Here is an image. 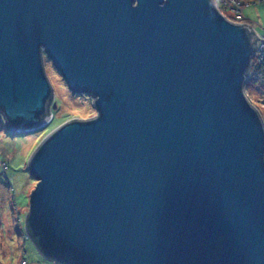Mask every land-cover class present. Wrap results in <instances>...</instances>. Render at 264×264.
Segmentation results:
<instances>
[{
    "label": "water",
    "instance_id": "95a60500",
    "mask_svg": "<svg viewBox=\"0 0 264 264\" xmlns=\"http://www.w3.org/2000/svg\"><path fill=\"white\" fill-rule=\"evenodd\" d=\"M259 38L215 0H0V117L43 130L48 58L97 115L29 159L26 229L62 264H264ZM53 103V104H52Z\"/></svg>",
    "mask_w": 264,
    "mask_h": 264
},
{
    "label": "rangeland",
    "instance_id": "374dc122",
    "mask_svg": "<svg viewBox=\"0 0 264 264\" xmlns=\"http://www.w3.org/2000/svg\"><path fill=\"white\" fill-rule=\"evenodd\" d=\"M215 1L229 16L237 17L242 8L241 15L259 38L252 61H261L264 58V0H243L242 5L239 0ZM44 58L47 78L53 87V101L57 103L51 122L43 130L16 136L0 121V264H62L46 260L31 240L24 241L23 225L30 193L37 184L29 171V159L45 135L63 122L97 115L93 98L88 94H73L52 62L45 55ZM252 71L251 68L250 74ZM258 75H249L245 94L264 120V75Z\"/></svg>",
    "mask_w": 264,
    "mask_h": 264
},
{
    "label": "trees",
    "instance_id": "16d2710c",
    "mask_svg": "<svg viewBox=\"0 0 264 264\" xmlns=\"http://www.w3.org/2000/svg\"><path fill=\"white\" fill-rule=\"evenodd\" d=\"M240 1V4L242 5V2H245V1H241V0H239ZM220 7V6H219ZM237 8H240V5L239 6H237ZM220 9H221V11H222V13L225 15V16H227L230 20L232 19L233 21H235V22H238V21H240L241 23L242 22H245V23H247L248 25H249V23L248 22H246L245 21V18L241 15L242 13H241V10H242V8H241V10H238L239 11V14H237L236 16L237 17H233V16H229L228 14H226L224 11H223V9L220 7ZM238 20V21H237ZM263 57H264V53H263V55H262ZM252 72H251V74H250V76L251 75H255V73L256 74H259L258 76H262V75H264V58H262L261 59V61H254V63H253V65H252ZM0 121L1 122H3L4 123V120L3 119H1V117H0ZM4 126H5V123H4ZM2 128H3V125H2ZM5 128H6V126H5ZM15 135V134H14ZM20 135H24V134H20ZM20 135H16V136H20ZM25 217H26V215H25ZM23 225V224H22ZM23 229H24V232H25V243L27 242V241H30L31 240V238L29 237V235H28V232H27V229H26V219H25V222H24V225H23ZM32 242H33V240H31ZM33 244H34V242H33ZM34 246H35V244H34Z\"/></svg>",
    "mask_w": 264,
    "mask_h": 264
},
{
    "label": "built area",
    "instance_id": "2783aa9c",
    "mask_svg": "<svg viewBox=\"0 0 264 264\" xmlns=\"http://www.w3.org/2000/svg\"><path fill=\"white\" fill-rule=\"evenodd\" d=\"M223 4H226V1H224ZM240 23H241V22H240Z\"/></svg>",
    "mask_w": 264,
    "mask_h": 264
}]
</instances>
